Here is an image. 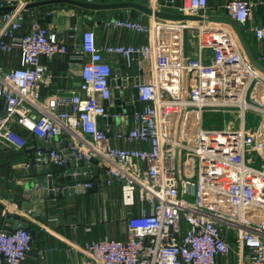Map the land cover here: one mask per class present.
Masks as SVG:
<instances>
[{
  "label": "built area",
  "instance_id": "2783aa9c",
  "mask_svg": "<svg viewBox=\"0 0 264 264\" xmlns=\"http://www.w3.org/2000/svg\"><path fill=\"white\" fill-rule=\"evenodd\" d=\"M0 1L15 6L5 12L0 26V50L18 47L22 55L20 66H0L5 109L0 140L25 148L29 139L21 128L47 141L59 137L71 157L61 147L37 146L25 167L30 162L64 164L84 158L92 179L83 183L85 188L102 181L121 185L128 208L127 238L88 240L83 248L87 264H217L219 257L228 261L236 245L243 249L239 264H264V101L258 99L264 90L255 89L264 74L249 62L228 25L202 26L199 55H190L184 52L182 36L194 26L191 21L114 19L117 26L149 35V43L106 49L127 61L133 53L142 56V81L137 85L142 106L132 114L130 128L112 132L109 121L124 116L125 110L109 111L113 68L93 28L82 34L79 85L69 95L59 89L43 95L41 86L49 84L50 74L41 56L68 54V45L56 30L38 22L16 35L19 12L27 1ZM207 8L208 0H184L180 12L206 17ZM225 8L229 17L245 25L255 3L228 0ZM250 28L263 45L258 59L264 63V23ZM207 49L213 54L209 61L203 54ZM214 110L237 115L239 122L232 118L221 126L205 127V112ZM248 112L253 116L250 124ZM257 117L258 125L251 126ZM112 137L148 147L118 146ZM34 242V233L20 222L12 230L0 227V264H23ZM46 255V249L38 250L40 258Z\"/></svg>",
  "mask_w": 264,
  "mask_h": 264
},
{
  "label": "crops",
  "instance_id": "0c3cea01",
  "mask_svg": "<svg viewBox=\"0 0 264 264\" xmlns=\"http://www.w3.org/2000/svg\"><path fill=\"white\" fill-rule=\"evenodd\" d=\"M26 1L27 4L35 2H41L42 4L25 8L19 12L22 18H18L17 20L20 25L16 31V35H23L34 22H38L47 13L53 12L55 13L54 21L52 23L41 24L48 25L56 30L60 38L67 43L70 51L68 54H56L52 57H48L47 55L41 56V63L47 67L50 74L49 84L41 86L43 95L51 94L58 89L64 92L65 95H69V90L79 85L82 58L80 54L81 44L78 42V26L86 20L85 15L92 17L95 23L93 27L84 25V30L93 28L96 33L97 44L113 69L120 67V58H124L126 63L128 61L121 54L114 56V53H109L106 50L108 46L126 45L139 48L149 43V35L146 33L117 26L113 23V20L116 18L139 19L145 22L152 20L154 15L146 14L135 8L97 11L84 9L70 3L69 0ZM84 1L101 3L111 0ZM168 1H171L170 6L167 5ZM227 1L208 0L206 13L208 15H228L225 8ZM250 1L255 3L254 13L247 24L241 26L245 31L252 50L259 58L263 45L253 31L250 30V27L264 23V0ZM144 3L157 9L178 12L181 11L180 8L183 6L184 0H156L153 3ZM6 6L2 5L0 1V26L4 24L5 12L9 11L4 9ZM191 22L194 26L187 31V41L185 35L182 36L183 49L185 54L199 55L198 33L202 26H208L211 23L208 21ZM229 27L232 29L231 26ZM4 38L6 41L10 40L7 36ZM186 42L187 48L185 46ZM203 54L204 58L208 61L211 60L213 55L211 49L205 50ZM21 60V50L18 47H15L11 51L0 50V66L4 69L20 66ZM126 65L127 71L122 75L123 80H128V78L134 75L133 67L128 66V64ZM148 69L149 64L145 62L144 72L146 73ZM116 87L121 88L122 100L124 101L125 97H127L126 93H124L125 86L122 84ZM135 101L132 102L134 108ZM112 105H117L115 100L113 103H110V106ZM4 111V102L0 99V117L4 114ZM208 112L216 114L220 118L218 122L221 125L232 119V117H229L228 114L220 110ZM134 113L129 114L125 110L124 116L118 115L120 120L114 122L112 119L109 121L111 123L110 127L113 129L112 132L120 129L124 130V126H126V129L130 128L132 124L131 117ZM224 116H227L228 119L224 118ZM105 122L106 120H103L101 124L106 127ZM125 122L126 124H124ZM21 131L29 139V144L25 148H17L9 145L4 140H0V227L12 230L20 222L28 224V228L34 233V249L23 264H87L88 256L83 248L88 240L108 235L118 239H126L128 235L126 223L128 208L123 204L122 189L119 184L107 185L102 181L99 183L97 191L62 196L56 195L54 198L47 199L45 203H39L41 198L32 197L28 199L26 197V192L33 187V182L32 180L30 182L29 178H32L34 181V179L44 177L47 183H52L57 178V184L60 187L64 172L70 166V163L69 161L64 164H57L55 162L50 164H35L34 162H30V166L26 168L25 163L32 161L33 153L37 146L45 148L61 147L67 155L69 150L66 141L59 137H56L54 141H47L35 136L26 129L21 128ZM111 142L122 147H148L145 143L114 137L111 138ZM93 169L97 172L100 171L97 167H93ZM43 189L48 191L49 188L46 186ZM28 205H33V209L38 212L46 210L47 218L44 219L40 213H29ZM55 218H58V220ZM40 249L47 250L45 258L38 256V250ZM242 252L243 249L240 247L238 250L236 245L235 252L229 255L228 261L223 257H219L217 264H239Z\"/></svg>",
  "mask_w": 264,
  "mask_h": 264
},
{
  "label": "water",
  "instance_id": "95a60500",
  "mask_svg": "<svg viewBox=\"0 0 264 264\" xmlns=\"http://www.w3.org/2000/svg\"><path fill=\"white\" fill-rule=\"evenodd\" d=\"M52 1V0H51ZM68 1V0H65ZM54 2V1H53ZM70 3L80 6L84 9L89 10H115V9H122V8H135L139 11H142L146 14L154 15L155 17H159L162 19L167 20H179V21H208L210 23L215 24H226L228 26H231L234 30L249 62L260 72L264 74V63L261 62L254 51L252 50V47L249 43V40L245 34L244 29L242 26L234 19L229 17L228 15H209V16H203V15H193V14H186L183 12H176V11H169L165 9H157L152 6H149L148 4L136 1V0H111L106 2H95V1H84V0H69ZM42 4L41 2H35V3H29L26 5V8H31L34 6H38ZM167 5H171V1H168ZM5 10H12L15 9V6H6L4 8ZM55 13H47L44 17L40 18L38 20V23H52L54 21ZM86 20L84 23L82 22L78 26V42L82 43V34L84 31V25H87L89 27H93L95 21L92 19V17L85 15ZM81 19V18H80ZM82 20V19H81ZM188 30H185V37L187 41L188 37ZM186 48H187V42H186ZM119 56L120 54L114 53V56ZM121 64L119 68L113 69L111 73V77L109 80V83L112 87V95L110 99L107 101V103H113L115 100V103L117 105L110 106L109 111L111 114L116 113H122L124 110L127 111V113H134L135 110H140V102L137 100L138 98V87L137 85L142 81V70L141 68V62L142 59L141 54L139 53H133L130 56L129 61L126 63L124 58H120ZM130 67H133L134 69V75L128 80H123L122 75L126 73L127 71V65ZM82 67V66H81ZM81 73V71H80ZM80 83V79H79ZM124 85V93H126V96L124 101L122 100V94H121V88L116 87L120 85ZM135 108L132 105V102H134ZM124 104V108H122L119 104ZM115 121L120 120L118 116H114L112 118ZM102 118H99V121H101ZM54 141V139H53ZM68 156L71 157V153H68ZM93 163H97V160L93 158L91 160ZM70 166L66 169L64 172V176L62 178V184L60 187L57 184V178L54 180V182L50 183L46 181L44 177H40L37 179L29 178V181L32 180V189L28 190L26 192V197L28 199L34 197V198H41L39 203H45L47 199L54 198L56 195L62 196V195H69V194H75V193H81V192H93L98 190V183L94 182L90 188H85L83 183H86L88 181H91V172L90 167L88 166L89 161L84 158L80 159H70L69 161ZM84 172H87V175L84 174ZM81 182V185L76 186V183ZM48 186V191L46 189H43L44 187ZM58 188V189H55ZM29 204V203H28ZM28 209L31 210L32 213H40L42 217L45 219L47 218V211H35L33 209V205H28ZM24 227L28 228V224L22 223Z\"/></svg>",
  "mask_w": 264,
  "mask_h": 264
},
{
  "label": "rangeland",
  "instance_id": "374dc122",
  "mask_svg": "<svg viewBox=\"0 0 264 264\" xmlns=\"http://www.w3.org/2000/svg\"><path fill=\"white\" fill-rule=\"evenodd\" d=\"M145 2H147V1H145ZM255 89H256L257 93H260L261 90H264V80L262 78H259L258 84L255 86ZM254 94H255V92H253V96H254ZM258 99L261 102L264 101V95L258 97ZM229 117H232L236 122H239L237 115H233V116H229ZM252 117L253 116H251V114L248 112L247 113V120H248L249 124L253 122ZM224 118H227V116H224ZM219 120H220V118L216 114H212V112H205L203 124L205 127L221 126V124H219V122H218ZM258 122H259V118L257 117L251 126L258 125Z\"/></svg>",
  "mask_w": 264,
  "mask_h": 264
},
{
  "label": "bare ground",
  "instance_id": "6f19581e",
  "mask_svg": "<svg viewBox=\"0 0 264 264\" xmlns=\"http://www.w3.org/2000/svg\"><path fill=\"white\" fill-rule=\"evenodd\" d=\"M99 185V184H98Z\"/></svg>",
  "mask_w": 264,
  "mask_h": 264
}]
</instances>
